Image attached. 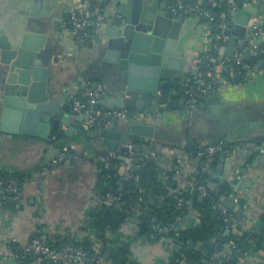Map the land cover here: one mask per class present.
<instances>
[{"label":"crops","instance_id":"crops-1","mask_svg":"<svg viewBox=\"0 0 264 264\" xmlns=\"http://www.w3.org/2000/svg\"><path fill=\"white\" fill-rule=\"evenodd\" d=\"M57 1L58 8L66 3L74 5L80 13L91 5L90 0ZM197 1L205 0L191 2ZM206 1L205 4H209L214 0ZM251 3L264 10V0H252ZM31 11V0H0V17L11 28L24 27L25 29L28 22H33L43 28V22H45V28L50 30L48 39L52 37L53 42L48 44L45 41L40 53L45 51L49 56L51 88L58 90L59 95L64 98L73 99L80 97L86 91L81 89L83 86H89L90 83L99 80V86H103L109 92L108 95H121L126 80L121 77L122 73L116 71L115 65L105 61L103 54L95 52L90 46L84 45L78 49L74 41L66 39L65 35L59 37V32L51 29L50 19L42 15L41 10L37 15H31ZM84 14L90 15V20L92 19V14L88 12ZM221 17L227 23L229 19L227 14L223 13ZM201 20V23L205 25V31L201 34L197 44L189 46L191 49H196L194 66L198 68L200 66L196 62L205 54L203 52L207 44L205 32L208 30L207 22L202 18ZM255 20L264 29V14L254 15L251 22ZM237 39L235 56L242 54L245 61L256 65L258 72L250 78L247 77L249 75L247 72H232L231 65L235 56L229 57L227 41L222 43L218 52V58L224 57L223 61L219 60L222 80L212 93L221 98L219 116L210 115L208 108H202L199 103L194 109L188 108L186 101L184 106H181L180 101L185 100L183 81L180 87L175 89L176 91L183 90L180 97L169 96L166 103L156 104V114L143 111L142 121L155 126L156 136L153 139L158 141L159 146L158 154L152 157L163 168L160 177L164 182L167 181L166 172L172 169V162L176 157L172 153L175 145L182 144L183 148L193 151L190 147H195L200 141L210 142L212 138L222 140L228 135L232 136L230 140L237 142V147L234 152L228 151L227 157H233V161L228 165L226 158L219 154L214 162L212 176L223 174L221 182L224 181L233 188L236 183L243 181L237 192L233 209L242 213L246 218L242 223L234 224L232 228V232L241 234L259 231L264 223V67H259L261 61L264 60L260 52L264 50L262 45L253 46L252 39L249 41H246L244 37ZM240 47H252L249 54L250 60L245 58V51ZM203 70L204 68H201L200 73ZM171 88L170 83L168 90H161L159 93L168 94ZM62 101L66 102V100ZM125 110L129 111L127 118L115 120L121 122L132 119L134 109ZM98 113L100 119L104 118L103 111ZM76 114L77 112L71 117L75 119ZM86 123L87 121L83 123L82 130H79L77 134L67 136L65 140L63 131L67 127L64 124L61 125L60 130H51L45 140L36 136L2 132L0 129V171L8 172L7 175L13 173L26 175L22 186L21 202L14 206L0 205L1 263L9 254L12 255L16 246L27 244L36 234L55 247L72 241H90L92 249L104 257V249L109 250L122 241L130 240L134 257L141 264L166 263L172 251V240L163 237L152 243L142 242L135 238L136 229L131 226L132 223H124L119 230H108L105 242L97 236L92 225L91 212L103 203L97 183L99 161L105 156L106 145L98 143L103 136L98 138L90 134L92 127L86 129ZM245 128L247 136L237 133ZM145 139L147 138L141 137V141ZM72 141L75 142L73 146L76 150L72 161L58 164L55 171L42 176L41 171L53 164V161L66 148H70L69 143ZM250 151L253 152L250 156L252 159L246 162V169L240 177H237L235 170L241 167ZM69 155L70 152L66 159ZM221 162L229 166L228 171L226 169L223 173L218 171ZM43 163L47 164L43 166ZM197 165V163L190 162L182 169L185 172L194 171L198 168L199 165ZM1 180H4V177L0 173ZM170 190L172 191V188ZM0 191L4 192L2 187ZM255 245L254 243L253 248L249 250L251 252L247 254L246 263L264 264V241L260 247ZM103 263L109 264L106 260ZM30 264L48 263L38 256Z\"/></svg>","mask_w":264,"mask_h":264},{"label":"water","instance_id":"water-1","mask_svg":"<svg viewBox=\"0 0 264 264\" xmlns=\"http://www.w3.org/2000/svg\"><path fill=\"white\" fill-rule=\"evenodd\" d=\"M57 2L31 0V15H37L41 10L42 15L50 19L51 29L59 32V37L65 35L66 39L74 41L78 49L88 45L95 52L102 53L103 59L115 65L116 71L122 73L121 77L126 80L121 95H108L94 103L87 102L80 110H74L73 104L78 97L64 98L49 84V56L45 51L40 53L45 41L48 44L53 42L52 37L48 39L50 30L45 28V22L43 28L28 22L25 30L24 27L11 28L0 17L1 131L36 136L45 140L51 130H60L64 124L67 127L63 131L65 140L67 136L82 130L84 122L103 111L104 118L96 119L91 125L90 134L98 138L103 136L98 143L106 145L105 155L119 150L127 140L138 142L141 137L155 138V126L142 121V112L156 114V104L166 103L169 96L180 97L183 90H175L180 87V83L198 76L200 69L207 66L208 57L201 56L196 62L200 68L195 67L196 49L189 48L190 44L199 42L201 34L205 31L201 18L187 12H176L177 0H90L91 5L87 6L84 12L92 14V19L89 24L75 31L74 17L86 14L80 13L74 5L66 3L58 8ZM251 2L252 0L235 1L227 14L229 19L225 34L228 36L229 57L235 56L238 37H244L246 41L252 39L253 46L262 45L264 50V33L256 34V30L262 28L257 20L251 22L254 15H262L264 10ZM221 32V28H217V33ZM240 48L245 51V58L250 60L252 47ZM217 51L219 52V48ZM260 56L264 57L263 51ZM219 60L223 61L224 57H219ZM259 67H264V60ZM247 77L250 78L251 74ZM170 83L172 88L168 94L159 93L161 90H168ZM98 86L99 80H95L81 89L90 91ZM184 104L185 100H181L180 105ZM199 104L202 108H208L210 115H220V96L211 94L206 99H201ZM113 109H134L133 118L121 122L112 119L109 111ZM75 112L76 118L73 119L71 116ZM237 133L248 135L246 128ZM226 137L230 140L232 136ZM220 140L212 138L210 143H218ZM74 143L70 142L69 147ZM195 147L190 148L194 150ZM75 151L74 148L70 149L69 158L59 161V164L70 163ZM228 151L229 146L226 145L220 153L226 158V164L233 161V157H227ZM121 158L124 159L123 156ZM148 159L152 160L153 157L149 156ZM138 160L139 157L135 161ZM228 165L221 162L218 171H228ZM222 178L223 174H214L211 183L216 185ZM242 183L243 181L236 183L228 198L224 199L230 209L234 208L235 198ZM199 198L204 197L199 195ZM149 202L155 204L156 199L151 198ZM195 219L194 215L189 214L185 224L192 226ZM227 224L229 227L224 235L231 233L232 220ZM131 226L134 227L135 224L132 223ZM170 235L173 236V233ZM44 261L48 264H64L50 259ZM0 264H19V261L8 256Z\"/></svg>","mask_w":264,"mask_h":264},{"label":"built area","instance_id":"built-area-1","mask_svg":"<svg viewBox=\"0 0 264 264\" xmlns=\"http://www.w3.org/2000/svg\"><path fill=\"white\" fill-rule=\"evenodd\" d=\"M236 0H228L229 4L235 3ZM217 0H214L212 3L205 4L201 1L191 2L188 0H177L178 6L175 7L176 12H187L194 14L197 17L204 19L207 22L206 31V39L207 44L204 48L205 56L208 57L207 69L206 71H202L198 76H193L186 81H184V97L186 101V105L190 109H194L201 99H206L210 96L214 91L218 88L221 80L222 74L220 71V63L217 61L216 57L211 56L209 54L211 50V45L214 39L222 43H226L228 40V36L225 34V30L227 29V24L225 21H222L217 25L218 28H221L222 32L214 35L212 33L213 24L216 21L217 16L212 12L209 5L213 6L216 4ZM236 8V7H235ZM90 15H84L82 17H74L73 24L75 31H78L83 26L89 24ZM262 29H257L256 34L262 33ZM203 55V56H204ZM231 70L234 73L239 72H247L251 75L258 72L256 65L247 62L243 59L242 54H237L235 59L232 61ZM109 92L103 87L99 86L96 89H92L90 91H85L83 94L78 97V99L73 104L74 110H80L87 102L94 103L101 98L107 96ZM109 115L112 119L123 120L128 116V112L125 109H113L109 111ZM99 115L92 116L90 120L85 124V128L89 129L91 125L96 121ZM232 141L228 138H223L218 143H210L209 141H200L196 148L193 151H188L182 144H177L172 148V153L175 155V159L172 162V169L174 172V177L176 178V184L174 188H172V193H177V202L176 209L179 211L175 216L174 220L168 224H161L159 222L154 221L152 224V231L147 235L146 238H140L136 230L134 231L135 238L141 240L145 243H152L160 240L161 237L169 235L173 233V237L178 238L181 236V231L185 226L187 216L192 214L195 216V223L199 221V218L196 214L192 213L189 208L192 203V196L185 197L184 195L180 196L179 193H195L198 196L203 195V197H210V188L209 186H213L211 182L208 180H199L198 178L203 174H213L214 173V162L217 156L222 152L223 147L228 145L229 151L235 150L237 147V143L233 144ZM159 146L158 141L154 139H145L144 141L134 142L132 140L125 141L121 148L123 149L122 156L124 159L120 162L119 170L122 173L125 179H129L132 176L131 171L136 167V158L140 156L139 154H143L145 157L156 156L157 148ZM71 148V147H70ZM70 148H66L63 152L60 153L59 157L53 161L49 167H45L41 171L42 176H46L49 173L55 171L58 167L59 161H64L69 152ZM75 149V146H72ZM117 150V151H119ZM117 151H111L109 154L105 155L101 158V162L103 163L102 167H99V171L103 168H110L112 166V159L117 156ZM253 152L250 151L246 156L245 161L242 163L241 167L235 170V175L240 177L244 170L246 169V162ZM197 163L198 168L194 171H184L182 168L185 164L188 163ZM143 165V163H141ZM4 181H0V187L3 188ZM232 183V182H230ZM3 191L13 192L11 199L20 203L22 200V189H20L15 181H11L8 183V187ZM141 195L139 197V202H146L150 197V194L145 192L142 188H140ZM227 196L226 192L221 193V197L219 200L213 201L212 206L215 209L220 210L224 215L228 214L229 207L225 204L224 199ZM102 202L107 204H115L118 209H122L124 202L121 200L119 196H114L111 193H107L103 195ZM241 203V202H240ZM0 205H3L2 198L0 199ZM238 212V211H237ZM240 218L236 217H226L225 220H232L233 224L231 226V232L234 224H240L243 222L244 217L242 213ZM137 220L133 216H128L126 218L125 223H134V228L137 229ZM228 223V222H227ZM228 225V224H227ZM229 227V226H227ZM262 229L264 230V223ZM261 229V230H262ZM235 233V232H233ZM126 240V239H125ZM184 244L183 242H178L174 245V248H180ZM187 245V244H186ZM197 244L194 245L196 247ZM254 245V243H253ZM252 245V248H253ZM240 252V248L238 243L234 240H230L227 243L225 249L218 255L213 256L211 259L205 261H200V264H230L231 261L235 259V257ZM247 252L244 258L241 259V264L246 263ZM29 254L38 255L43 259H50L54 262H63L64 264H92V262H96L97 264H104L105 257L97 252L95 258L90 256L86 250L81 246H73V245H64L60 247H55L48 242L44 241L38 236H33L32 239L25 245L19 246L18 252L14 251L12 255L9 256L15 257L18 259L19 264H25V256ZM185 260H180L179 264H185ZM168 264V259H166V263Z\"/></svg>","mask_w":264,"mask_h":264},{"label":"trees","instance_id":"trees-1","mask_svg":"<svg viewBox=\"0 0 264 264\" xmlns=\"http://www.w3.org/2000/svg\"><path fill=\"white\" fill-rule=\"evenodd\" d=\"M190 1V0H189ZM194 1V0H191ZM196 1V0H195ZM207 3V1H203ZM212 12L217 16L215 23L213 24L212 33H217V25L224 21L221 14H228L231 5L227 0H217L213 6L209 5ZM221 46V43L216 39L213 40L211 50L209 54L218 58L217 49ZM207 67L204 68V72ZM128 113L129 111L126 110ZM57 136V135H56ZM123 149L117 151V156L112 159V166L110 168H103L99 171L98 176V187L103 195L111 193L114 196H119L124 202L122 209H118L115 204L102 203L99 207L92 210V225L96 230L97 236L105 242L106 232L108 230H119L125 223L128 216L136 218L137 229L136 233L140 238H146L152 231V224L154 221L161 224L171 223L175 216L178 214L176 209L177 193H172L171 188H174L176 184V178L174 177L173 170L166 172L167 181L164 182L161 179V173L163 168L159 165L156 160H149L148 157L140 156V160L136 162V167L131 171L132 176L129 179H125L119 170L120 162ZM252 157H249L248 161H251ZM143 163V165H141ZM103 163L99 161V167H102ZM215 166V164H214ZM4 177L3 188L8 187V183L15 181L16 185L22 189L23 182L26 179V175L23 174H10L8 172L0 171ZM212 174H203L199 180H211ZM140 188L150 194V197L146 202H139L141 195ZM210 188V197H204L200 199L195 193H179L180 196L185 197L192 196V203L189 211L196 214L199 221L194 223L192 226L185 224L181 231V236L175 238L173 236L166 235L164 237L168 240H172V251L168 257V264H179L180 260L184 259L185 264H200V261H207L213 256L220 254L227 243L230 240H234L238 243L240 252L230 264H241V259L244 258L246 253L252 248L253 243L257 247H260L264 241V230L256 232H244V233H233L224 235L225 230L228 228L225 218L228 216L240 218L239 212L235 209L228 210V214L224 215L220 210L213 208V201L219 200L221 193L226 192L227 195L233 190V186L220 181L217 185H213ZM1 193V191H0ZM177 196V197H176ZM12 194L9 191L1 193L3 200V206L5 204L17 205L18 202L11 199ZM151 198L156 199L155 204H151L149 200ZM264 222V215H263ZM35 236L40 237L36 234ZM41 238V237H40ZM163 238V237H161ZM160 238V239H161ZM137 240V239H135ZM178 242L186 243L180 248H174V245ZM196 247H194V245ZM65 245L81 246L86 252L96 257L97 253L92 249L90 241H72ZM64 246V245H63ZM106 248V247H105ZM19 246L14 248V251L18 252ZM105 260L109 264H141L135 257L132 248V241H122V243L116 246L104 249ZM38 257L35 254H29L25 256V264H30L32 260ZM92 264H97L95 261Z\"/></svg>","mask_w":264,"mask_h":264}]
</instances>
